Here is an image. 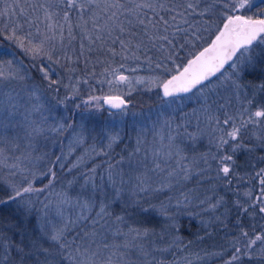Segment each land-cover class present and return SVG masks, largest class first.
Listing matches in <instances>:
<instances>
[{
	"label": "snow or ice",
	"instance_id": "1",
	"mask_svg": "<svg viewBox=\"0 0 264 264\" xmlns=\"http://www.w3.org/2000/svg\"><path fill=\"white\" fill-rule=\"evenodd\" d=\"M0 5V264H264V0ZM184 216L234 234L201 255Z\"/></svg>",
	"mask_w": 264,
	"mask_h": 264
},
{
	"label": "trees",
	"instance_id": "2",
	"mask_svg": "<svg viewBox=\"0 0 264 264\" xmlns=\"http://www.w3.org/2000/svg\"><path fill=\"white\" fill-rule=\"evenodd\" d=\"M4 47L5 49L8 47L7 42L4 43ZM25 63H27V61L25 60ZM144 74V73H141ZM84 99H87V96H84ZM130 99L133 100L134 104L131 105L130 107H132L134 109L135 112H147L148 111V104L154 101L153 98V94L147 93L145 94L144 92L140 91L138 93H135L134 95H132L130 97ZM79 102V101H77ZM105 111L101 112V113H96L94 110L86 113V115H89L91 117L90 121H89V128H93L95 127L96 131L93 133H99V130L101 128L102 125L105 124L108 111H107V106H105ZM78 116L76 117V119L78 120ZM94 122H92V121ZM125 135H126V139L124 140V142L116 149V152L119 153L124 147L125 145H129L131 146V141L129 139H127V137H131L134 135V133L132 131H129V126L128 128L125 129L124 131ZM67 137V134H66ZM88 144H92L95 143V145L99 148V147H103L101 146V144L96 143V142H92L90 139L87 142ZM87 145L83 146L86 147ZM198 149L200 151H204L207 149V145L206 144H201L198 146ZM66 152V151H65ZM82 154V147H78L76 149V151L72 154V156H70L68 158V160L66 161L67 164H71V162L73 161V159ZM243 157L240 158V162L243 163ZM103 160L102 157H96V162L100 163ZM264 166V165H262ZM257 182L256 181H252V184L255 185ZM5 215H7V213H5ZM204 219H207V216L203 217ZM245 223H247V221H245ZM206 230L202 227L201 224V219L198 217H188V216H184L181 217L180 219V234L183 235L184 237H186L189 240L193 241V245H192V251L196 252L199 251L201 252V255H204V252H214V251H219L220 250V246L221 245H227L228 240L231 238V236L234 234V223L233 222H229L227 227H224L223 225L220 224H216L214 225V227L211 229V235H206ZM203 236L204 239L200 240L198 239V237ZM203 250V251H201ZM197 264H202V262H197ZM208 264H222V262L219 259H210L208 261Z\"/></svg>",
	"mask_w": 264,
	"mask_h": 264
},
{
	"label": "rangeland",
	"instance_id": "3",
	"mask_svg": "<svg viewBox=\"0 0 264 264\" xmlns=\"http://www.w3.org/2000/svg\"><path fill=\"white\" fill-rule=\"evenodd\" d=\"M0 7H2V5H0ZM97 71L99 72L100 69H97ZM140 75H144V74L140 73ZM96 79L99 80V79H102V77L98 76ZM90 83L94 84L93 94L102 96V95H104V94H106L108 92V87H107L106 84L100 85V84H97L95 81H90ZM139 87L140 86H138V90L134 91L132 95H134L135 93L140 92ZM82 90L85 91V92L88 91L87 86H82ZM150 94H152V93H150ZM131 109L134 111V109L132 107H131ZM131 119H132L131 116H129L127 118V120L129 121V131H132L131 126H130ZM111 121H112V117H110L108 115L105 123H110ZM92 122H94V121H92ZM126 128H128V127H125L124 131H125ZM92 135H93V137H95L94 140L90 139L92 142L99 143V144H101V146H104L107 143V141L104 140L98 133H92ZM66 144H67V141L65 143V151L67 152Z\"/></svg>",
	"mask_w": 264,
	"mask_h": 264
}]
</instances>
